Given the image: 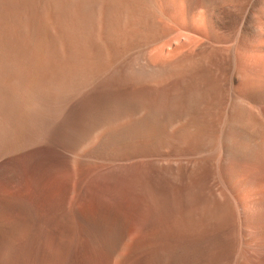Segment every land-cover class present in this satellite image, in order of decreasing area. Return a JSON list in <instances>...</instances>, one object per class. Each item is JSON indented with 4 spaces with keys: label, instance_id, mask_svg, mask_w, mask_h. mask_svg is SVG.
<instances>
[{
    "label": "bare ground",
    "instance_id": "6f19581e",
    "mask_svg": "<svg viewBox=\"0 0 264 264\" xmlns=\"http://www.w3.org/2000/svg\"><path fill=\"white\" fill-rule=\"evenodd\" d=\"M174 139L213 155L176 161ZM207 168L217 202L195 204ZM147 173L184 182L181 231L264 202V0H0V198L148 214Z\"/></svg>",
    "mask_w": 264,
    "mask_h": 264
},
{
    "label": "rangeland",
    "instance_id": "374dc122",
    "mask_svg": "<svg viewBox=\"0 0 264 264\" xmlns=\"http://www.w3.org/2000/svg\"><path fill=\"white\" fill-rule=\"evenodd\" d=\"M226 114L222 106L219 144L214 153L220 159L218 164L227 158L220 147ZM171 144L176 161L213 155V151L188 146L187 141L174 139ZM134 180L137 186L141 184L136 189L138 204L152 208L149 213L155 210L154 213H118L109 204L92 207L72 201L66 191L40 204L0 198V264H264V202L258 201L260 195L252 193V200L239 203L237 214L222 217L219 225L204 224L202 228L181 231L176 224L184 220L182 210L190 205L184 199V182L171 185L152 173ZM192 182L195 204L217 202L208 200V168ZM238 188L253 191L248 181ZM150 190L156 191V201L149 199ZM254 223L263 226L252 229Z\"/></svg>",
    "mask_w": 264,
    "mask_h": 264
}]
</instances>
